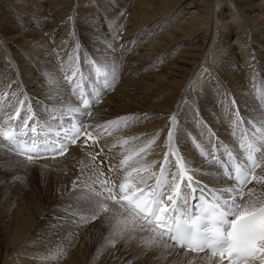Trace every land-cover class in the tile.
Returning a JSON list of instances; mask_svg holds the SVG:
<instances>
[{"label": "bare ground", "instance_id": "1", "mask_svg": "<svg viewBox=\"0 0 264 264\" xmlns=\"http://www.w3.org/2000/svg\"><path fill=\"white\" fill-rule=\"evenodd\" d=\"M87 60L98 67L110 89L85 117L67 78L73 63L86 79L96 76L94 69H86ZM192 102L201 108L197 114ZM2 104L9 108L4 112L0 107L4 132L18 105L21 113L31 106L35 118L48 119L49 107L82 116L83 124H90L82 139L65 155L46 159L57 161L61 170L65 166L75 171L76 166L80 181L104 176L119 184L115 188L127 184L131 193L154 186L161 166L167 167L165 156L172 163L177 153L195 180L217 189L230 187L233 184L211 164L205 138L211 131L229 141L231 126L241 123L237 117L251 132L264 125V0H0ZM102 161L111 172L99 165ZM255 177L247 189L255 188L252 198L264 201V161ZM5 195H0V264L217 261L200 259L205 253L182 251L149 230H138L140 222L116 206V215L104 227L115 232L123 230L117 229L123 223L135 225L124 232L133 244L126 253L114 246L115 239L106 243L99 235L95 244L97 239L90 236L95 231H89L71 241L69 250L64 244L44 254L35 248L36 241L42 242L36 233L41 211ZM67 218L60 219L61 224L69 225ZM55 225L54 233L67 228Z\"/></svg>", "mask_w": 264, "mask_h": 264}, {"label": "snow or ice", "instance_id": "2", "mask_svg": "<svg viewBox=\"0 0 264 264\" xmlns=\"http://www.w3.org/2000/svg\"><path fill=\"white\" fill-rule=\"evenodd\" d=\"M82 102L87 106V99ZM84 115L87 117L88 112ZM16 117L19 119L14 123L13 131L0 133V139L7 140L13 149L25 152L35 148L36 157L49 151H64L63 147H58L63 142L59 133L53 134L57 140L52 142L43 134V129L37 130L35 118L30 114L21 117L17 110ZM14 119L9 117V120ZM237 120L243 122L240 117ZM84 128L86 124L81 125V129ZM261 128L264 125L250 133L254 143L246 145L249 155L245 157V163L221 164L223 175L235 183L230 187L209 189L208 197L203 195L205 188L195 180L194 174H190L186 161L177 153H173L176 159L172 163L165 156L167 167L161 166V175L168 172V176H163L154 186L145 185L130 193L128 185L122 184L118 189V200L117 192L107 186V181H102L101 190L96 195L125 208L130 216L140 221L139 230L158 232L186 252L205 253L200 259L208 258L210 253L211 258L218 257L216 264H223L224 260L228 264H264V201L259 197L252 198L255 188L245 191L247 185L256 179L255 169L264 161V131ZM82 134L78 130L72 142ZM172 138L173 132L169 131V141ZM253 153L257 154L255 159ZM28 158L32 159V155ZM228 158L232 159L231 152ZM217 162L213 160V163ZM194 200L198 203L193 204ZM104 210H107L106 206Z\"/></svg>", "mask_w": 264, "mask_h": 264}, {"label": "rangeland", "instance_id": "3", "mask_svg": "<svg viewBox=\"0 0 264 264\" xmlns=\"http://www.w3.org/2000/svg\"><path fill=\"white\" fill-rule=\"evenodd\" d=\"M44 31L45 30L43 29V32ZM27 38L28 36L24 37V39ZM16 65L19 66L18 64ZM58 70L61 77L62 72H60V69ZM15 80L18 79L15 78ZM4 84L5 83L3 82L2 86ZM19 94H22V92H19ZM192 103H194L190 104L192 105V108L196 105L193 111L194 114H197V110L201 108L198 103ZM17 110H19L21 114L20 110H23L22 105L14 107L12 112L16 114ZM3 132L4 131L0 130V133ZM0 147V195L6 194L5 196H9L8 200L10 201L20 198L26 205H29L28 207H34L33 205H37L41 211L40 213H42L43 220L41 219L37 222L38 225H36V233L38 235V237H36L40 239V242L42 241L41 243H39V241L35 242V248L37 251L39 250L45 254L64 244L67 250H69L72 248L70 244L71 241H79V238L83 237V235L85 236L87 234L86 232L89 231H95V233H90L91 237L97 239L94 241L95 244L100 240V235L102 236V242L108 243L109 241H114V239L117 240L114 241V246H118L119 249H121V254H124L126 253V250L128 251L131 249L133 245L132 241L124 234L132 230V227L134 226L132 223L129 225L126 223L121 224L117 229L120 228L123 230H117L115 231L116 233L114 231L109 232L108 228L104 227V225L109 223L108 219H110V216L113 214L116 215L115 208L113 207L116 206V208H118L117 210L124 212H127L126 209L122 208L120 204L115 203L114 201L103 200L102 197L96 195V193L101 190L102 181H107V186L113 188L117 194H119V188L117 186L115 188V185L119 184L111 183V181L104 176L103 179L98 180L97 176L94 175H91L94 180L91 177H85V183L83 179L80 181V178L77 175L79 168L76 166L74 169L75 171H67L65 170V166H62L61 170L57 161L47 162V160H50L53 157L34 160L33 158L28 159L24 156L23 160V156L16 154V152L7 148L6 145L0 143ZM41 160L46 162H42ZM102 163L100 162L99 165L102 166V168H107V163H105V161H102ZM95 166L98 172V164L96 163ZM107 170L110 172L112 171L109 167ZM98 174L99 173H97V175ZM90 180H92V182H90ZM105 206L107 208L106 211L104 210ZM93 216H95V219L92 218ZM64 217H69L66 219L67 221L70 220L69 225L61 224L60 219H65ZM55 224L63 225L64 229L65 227L67 228L66 230L59 229L60 231H58V233H54L52 229L55 228ZM99 226L102 227L103 231L99 232ZM44 238L46 243L43 241ZM74 238H77V240ZM47 240H49V242ZM37 243L39 244L37 245ZM51 247L53 248L50 250ZM181 250L183 251V249Z\"/></svg>", "mask_w": 264, "mask_h": 264}]
</instances>
